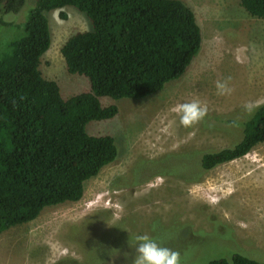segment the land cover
<instances>
[{
  "label": "rangeland",
  "instance_id": "1",
  "mask_svg": "<svg viewBox=\"0 0 264 264\" xmlns=\"http://www.w3.org/2000/svg\"><path fill=\"white\" fill-rule=\"evenodd\" d=\"M183 1L203 33L187 72L144 98H100L119 112L87 130L113 135L117 159L86 182L81 200L0 233V264H209L234 253L264 261V143L211 170L200 166L205 152L239 142L264 103V20L240 0ZM27 8L0 9V22L15 23L0 26V39L20 34ZM63 11L66 18L47 14L52 40L40 69L69 98L90 81L68 71L61 47L90 23L76 7Z\"/></svg>",
  "mask_w": 264,
  "mask_h": 264
},
{
  "label": "trees",
  "instance_id": "2",
  "mask_svg": "<svg viewBox=\"0 0 264 264\" xmlns=\"http://www.w3.org/2000/svg\"><path fill=\"white\" fill-rule=\"evenodd\" d=\"M240 4L264 20V0ZM27 6L26 20L27 11L16 23L20 34L0 39V233L35 220L48 206L81 200L86 182L119 155L113 135L87 130L91 121L119 112L117 104L104 106L100 98L140 99L161 91L187 72L203 43L195 11L183 0L0 1L4 14ZM67 6L90 23L61 47L68 71L90 81L89 90L69 98L40 69L52 40L47 14L60 10L66 18ZM14 24L0 22L6 30ZM262 143L264 103L243 122L239 142L205 152L200 166L211 170ZM209 264L264 261L234 253Z\"/></svg>",
  "mask_w": 264,
  "mask_h": 264
}]
</instances>
